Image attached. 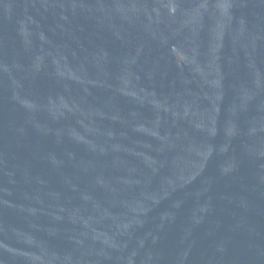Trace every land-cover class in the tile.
<instances>
[{
    "label": "water",
    "instance_id": "obj_1",
    "mask_svg": "<svg viewBox=\"0 0 264 264\" xmlns=\"http://www.w3.org/2000/svg\"><path fill=\"white\" fill-rule=\"evenodd\" d=\"M0 264H264V0H0Z\"/></svg>",
    "mask_w": 264,
    "mask_h": 264
}]
</instances>
